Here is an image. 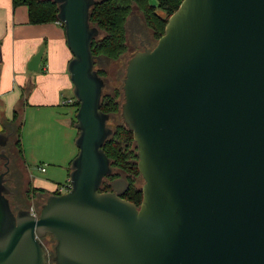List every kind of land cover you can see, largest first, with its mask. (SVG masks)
Listing matches in <instances>:
<instances>
[{
    "label": "water",
    "instance_id": "water-1",
    "mask_svg": "<svg viewBox=\"0 0 264 264\" xmlns=\"http://www.w3.org/2000/svg\"><path fill=\"white\" fill-rule=\"evenodd\" d=\"M53 2L72 54L78 151L70 189L38 215L12 211L0 151V264H44L47 234L56 264H264V0H182L155 45L128 58L120 116L136 143L139 205L121 197L124 178L99 191L112 128L91 52L96 0Z\"/></svg>",
    "mask_w": 264,
    "mask_h": 264
},
{
    "label": "crops",
    "instance_id": "crops-1",
    "mask_svg": "<svg viewBox=\"0 0 264 264\" xmlns=\"http://www.w3.org/2000/svg\"><path fill=\"white\" fill-rule=\"evenodd\" d=\"M42 45L44 51L38 70L31 71L27 68L28 62ZM71 57L64 29L59 23L30 24L26 6L14 7L12 0H0V132L8 134V141H11L13 111L18 107L22 118L20 102H26L24 112L26 119L27 115L29 117V124L26 121L23 124L22 119V155L17 154V163L34 187L43 188L34 183L30 169L37 156L49 163L60 164L57 159L62 150L56 139L57 133L61 142H65L66 158L76 155L72 144L75 145L78 130L72 132L74 123L61 119V111L56 109L60 107L58 92L71 85L67 76ZM45 108L52 121L47 126L40 119L35 120V115ZM41 168L47 172L44 166ZM56 172L51 170V176ZM68 180L69 174L65 182Z\"/></svg>",
    "mask_w": 264,
    "mask_h": 264
},
{
    "label": "trees",
    "instance_id": "trees-1",
    "mask_svg": "<svg viewBox=\"0 0 264 264\" xmlns=\"http://www.w3.org/2000/svg\"><path fill=\"white\" fill-rule=\"evenodd\" d=\"M181 1L155 0L154 3H150V0H96L89 14L90 25L96 26L100 31L99 36L93 38L91 42V52L94 58L117 60L127 52L126 25L134 8L141 13L144 21L152 30L154 38L158 39L164 32L168 17L178 8ZM12 4L14 7L26 6L30 24L59 23L58 5L53 0H12ZM59 24L63 28V25ZM97 72L101 77L104 75L102 70H97ZM122 101V88H115L102 93L100 108L109 114V118L120 115ZM78 104L77 100L73 103L75 112ZM11 122L14 129L11 132L10 142L17 154L21 156L22 118L18 107L13 111ZM102 149L110 159L112 172L103 178L99 191L110 190L111 182L123 175L128 182V188L121 197L139 205L142 200V191L141 186L136 183L142 177L137 169V148L132 131L125 127L122 120L112 129ZM35 191L44 192L46 190L35 188ZM54 193H58L57 187Z\"/></svg>",
    "mask_w": 264,
    "mask_h": 264
},
{
    "label": "rangeland",
    "instance_id": "rangeland-1",
    "mask_svg": "<svg viewBox=\"0 0 264 264\" xmlns=\"http://www.w3.org/2000/svg\"><path fill=\"white\" fill-rule=\"evenodd\" d=\"M154 2L155 0H150V3H154ZM126 37H127L128 50L119 59L110 60L107 58L100 57L101 61H99V58L96 59L95 61L94 68L96 70H102L104 72V75L102 76V78L104 79L105 85L102 90V93L112 91L115 88L121 89L122 81H123L124 74H125L126 62L128 58L131 57L135 52L144 49V47L141 46V42H144V44L147 45L149 48L153 47L156 43V38H154L152 30L148 27L141 13L136 8H134V10L132 11L131 15L128 18L127 25H126ZM67 76L70 81L68 71H67ZM71 85L68 88H64L63 90L58 92V101H59L58 105L60 107H57L56 109L58 112L61 111V117H62L61 119L69 120L71 123H75L74 122L75 106L72 103H64V101H66L67 99H75ZM25 104L26 102H24L23 100L22 102H20L22 119H23V124L25 121L27 124H29V120H28L29 117L27 115V119H26V114L24 112ZM46 108L43 111H41L40 114L35 115V120L37 121L40 119L41 121L44 122L43 124L45 126H47L48 124H51L52 122L51 119H48L49 116L47 117ZM120 122H121V116L118 114V115L110 117L107 121V125L110 128L114 129L116 124ZM75 131H77V129L73 127L72 132H75ZM56 137H57L56 139L58 141V144L60 145L59 146L60 150H62L60 159H57V161L60 160V164H58L57 162L49 163L48 161L43 160L42 157L37 156L35 159V162H33L30 166L34 183L38 186L46 188L49 192H54L58 184L65 183L66 179L68 178V174L70 172V162L74 157V156H71L72 158L71 157L66 158L65 142L64 143L61 142V138L59 137L58 133ZM44 138L45 136H43L42 139ZM72 146H73V150L75 154H77V151H78L77 147L73 144ZM68 159L70 160L67 163ZM42 166H44L47 169V172L41 171ZM1 168L3 169L2 162H0V170ZM51 170L57 171L54 176H51L50 174ZM119 178H124V176L122 175ZM28 179L29 178L25 176L24 173L22 177L16 179L17 182H15L12 185V188H13L12 190L14 193L11 196V200L18 201V199H24L25 204L27 203L28 206L29 205L31 206L33 204L32 197L35 195V193L34 195L31 194L32 196H30L29 195L30 192H29L28 195L26 196L25 189H26V182ZM142 183H143V180L141 179V180H138L136 185L142 186ZM41 202L44 203L45 200L44 201L41 200L40 203ZM40 208L41 206L37 208L38 209L36 210L37 213H39ZM43 241H44L45 249L49 252V260H52L53 259L52 256H54L53 246H52L53 243L51 242V239H47V238H45Z\"/></svg>",
    "mask_w": 264,
    "mask_h": 264
},
{
    "label": "flooded vegetation",
    "instance_id": "flooded-vegetation-1",
    "mask_svg": "<svg viewBox=\"0 0 264 264\" xmlns=\"http://www.w3.org/2000/svg\"><path fill=\"white\" fill-rule=\"evenodd\" d=\"M141 46H143L144 48L148 47L147 45L144 44V42H141ZM2 149L5 150V153L8 156V164H7L8 170H7V172L3 178H4V185L10 190V193L7 194V197L9 199L10 207H11L12 211L16 214V212L19 209H25V210H29L34 215H38L36 210H38L37 208H39L43 204L42 202L40 203V201L41 200L44 201L49 194L54 193V192H47V191H44V192L38 191L37 192V191H35V188H37V187H34L33 183L31 184L32 180L28 177L29 179L26 182L25 194L27 196L28 193L30 192L29 195L32 196L35 193V195L32 197L33 204L31 206L30 205L28 206L27 203L25 204L24 199H18V201L17 200L16 201L11 200V196L14 193L12 190L13 189L12 185L15 182H17L16 179L23 176V171L17 163V153L13 149L12 143L8 141L6 145L0 146V151ZM0 162H2V167H3V169L1 168V170H0V173H1V172L6 170V167L4 166V163H5L4 159H0ZM38 188H40V187H38ZM45 238L51 239V242L53 243L52 246H53V253H54V247H55L56 241L54 240V238L51 235H49V234L44 235V236L39 238L43 247L45 246L44 241H43ZM52 258H53V256H52ZM44 264H56L53 261V259L49 260V252L47 250H46V255H45V259H44Z\"/></svg>",
    "mask_w": 264,
    "mask_h": 264
},
{
    "label": "built area",
    "instance_id": "built-area-1",
    "mask_svg": "<svg viewBox=\"0 0 264 264\" xmlns=\"http://www.w3.org/2000/svg\"><path fill=\"white\" fill-rule=\"evenodd\" d=\"M75 100H76V98L75 99H67L66 101H64V103H72L73 104ZM41 169L44 170V168H41ZM69 189H70L69 180L67 182L57 186L58 193L67 192Z\"/></svg>",
    "mask_w": 264,
    "mask_h": 264
}]
</instances>
